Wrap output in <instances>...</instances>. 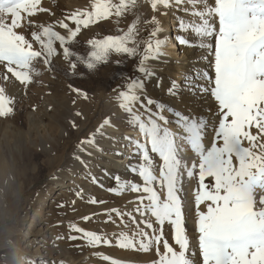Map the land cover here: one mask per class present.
Returning <instances> with one entry per match:
<instances>
[{
  "label": "snow or ice",
  "instance_id": "obj_1",
  "mask_svg": "<svg viewBox=\"0 0 264 264\" xmlns=\"http://www.w3.org/2000/svg\"><path fill=\"white\" fill-rule=\"evenodd\" d=\"M144 2L153 13L180 14L178 29L194 36L211 57V72L185 74L182 82L171 81L167 94L175 99L188 91L212 103L206 118L200 112L184 113L157 104L147 94V85L156 75L153 62L163 55L166 44L160 38L163 29L155 15L147 21L153 28L146 37L140 36L137 18L122 35L90 41V56L82 61L89 70L110 62L113 54L135 62V75L122 77L124 83L113 89L118 108L139 136L125 139L132 147L131 158L138 161L130 171L141 181L113 177L111 191L126 189L138 194L134 212L139 218L127 214L137 230L131 238L121 233L118 247L144 253L155 249L153 264H264V195L259 200L256 197L258 190L264 191V0ZM137 7L138 0H95L92 11L72 14L75 27L58 21L64 30L61 34L55 25L40 30L34 24L39 12L48 11L41 0H0V72L5 73L0 80L14 78L21 86L30 85L33 76L39 75L33 71L35 64L50 65L57 49L75 70L73 45L81 26L88 28L93 22L121 17ZM178 43L193 46L185 36ZM73 91L79 94V90ZM14 103L0 86V117L14 115ZM72 126L77 127L75 123ZM110 126V119L104 120L94 136H103ZM87 143L95 144V138ZM76 159L86 165L80 156ZM185 177L197 182V248H192L188 237L178 194ZM117 215L123 219L125 213ZM165 225L174 246L165 238ZM70 230L90 246L110 244L105 237L76 225Z\"/></svg>",
  "mask_w": 264,
  "mask_h": 264
},
{
  "label": "rangeland",
  "instance_id": "obj_2",
  "mask_svg": "<svg viewBox=\"0 0 264 264\" xmlns=\"http://www.w3.org/2000/svg\"><path fill=\"white\" fill-rule=\"evenodd\" d=\"M94 2L95 0H41V6L48 11L39 12L34 24L40 30L44 26L55 25V30L64 34V30L58 27V21L63 20L70 27H75L72 14L92 11ZM153 15L160 21L162 29L172 17L170 12L153 13L148 3L138 0L137 9L121 17L112 16L93 22L88 28L81 26L73 45V62L77 63L75 70L58 54L60 50L57 49L50 65L42 62L35 64L33 71L39 75L33 76V83L30 85L21 86L14 78L7 82L0 80V86L5 87L6 95L15 102L14 115L0 117V264H112L113 260L116 264H153L157 259L155 249L144 253L118 247L121 233L131 238L137 230V224L127 214L131 213L139 218V214L134 212L138 194L126 189L111 191L115 187L113 177L117 174L105 162L106 158L117 157L115 150L118 144H115L123 138V130L131 129L125 114L117 106L113 89L124 83L122 77L135 75V62L113 54L109 58L110 62L102 63L95 71L89 70L86 63L82 62L90 56V41L122 35L137 18L140 36H148L153 25L147 21ZM179 19L180 14L176 13L175 27ZM177 31L181 32L178 27L176 33ZM187 34L189 33H178V38L185 35L191 39L193 48H198L208 56V50L200 48L197 44L199 41ZM34 47L39 50L38 43ZM117 61L121 63L117 64ZM155 62L153 67L156 66V72ZM4 74L0 72V76ZM171 77L167 70L161 74L156 72L154 79L147 85V93L149 89L153 93H159L160 88H167L172 81ZM73 89L79 90V94ZM162 99L155 102L164 103L165 107L174 105L172 97L167 95L166 99ZM78 112L79 116L76 115ZM107 118H110L111 124L120 128L119 139H108L107 144L95 148L100 154L90 152L92 156L88 155L87 141L98 135L94 136ZM172 119L175 120V117ZM73 123L77 127H73ZM76 156H80L86 165L81 164ZM134 163H130L126 174L122 175L123 178L121 175L120 177L122 180L140 183L139 178L130 171L137 167L138 161L134 160ZM155 187L161 193L159 185ZM196 187L195 180L189 181L185 177L178 193L192 248L198 247L194 204ZM261 195H264V191L258 190L257 200ZM93 200L98 203H92ZM38 211L39 217L36 220L39 223L31 232L36 236H28L35 240L30 242L21 234ZM117 212L125 213L123 219ZM71 225L97 233L109 240L110 244L90 246L79 238L80 234L70 230ZM139 227L142 228L143 224ZM164 234L174 246L167 225ZM71 236L78 238L71 239ZM26 246L30 247L28 249L31 253L28 254L32 257L22 255L21 249Z\"/></svg>",
  "mask_w": 264,
  "mask_h": 264
},
{
  "label": "bare ground",
  "instance_id": "obj_3",
  "mask_svg": "<svg viewBox=\"0 0 264 264\" xmlns=\"http://www.w3.org/2000/svg\"><path fill=\"white\" fill-rule=\"evenodd\" d=\"M170 14L172 15V17L169 18L171 20H169L168 25L166 27H164L163 31L160 34V38L164 39L166 41V44L162 48L163 55L160 57V59L158 61L155 62V64L157 65L156 72L158 74H161V73H163L164 70H167V72L172 76L171 80L172 81L175 80L178 83L183 81V78H184L185 74L192 73L194 71L195 72H201V71H204V70H207V71L211 72V69L208 67V60H210L211 57L208 58V56L204 55L203 52L198 50V48H196V47L193 48V46H190L191 48H188L186 46L185 47L180 46V44L178 43V39H179L178 38V36H179L178 33H181V32L177 31V33H176V28L177 27H175V22H174L175 14L173 12H170ZM188 35L189 34H187V36ZM192 41H194V40L192 39ZM197 44H199V42ZM205 57H207V59H205ZM169 68H172V69H169ZM193 68H194V70H193ZM191 79H192V77L189 76V80H191ZM200 82L203 83V81H200ZM166 87L167 88H160L159 89V91H160L159 93H153L149 89L148 90L149 92L147 94L150 97H152L154 99V101L159 100V98L160 99H162V98L166 99L167 95H168L167 94L168 86H166ZM165 96H166V98H165ZM168 97H169V95H168ZM173 101H175L174 105L171 104V103H169V104H171V106H173L177 110H180V111H182L184 113H188L189 111L200 112V113H203L206 118L210 117L209 108L211 107V103L212 102L210 100H207V99L203 98L202 96L193 95V94L189 93L188 91H184L181 96L175 98ZM166 115H170V113H166ZM119 132H120V128L118 126L116 127L114 124H111L110 127H107L104 130V135L103 136H100L98 134L96 137H94L96 143L93 144V145H88L87 146L88 151L92 152L94 154L95 153L96 154H100V152L98 153V150L96 152L95 148L98 149V147L102 146V144H107L108 139L117 138L118 135L121 133V132L120 133ZM122 135H123V138L121 139V141L115 144V145L118 144L117 147H116V150H115L117 157L106 158V160H105V162H108L109 166L111 168H113V171H115V173L117 175H119V176L120 175L121 176L125 175L126 172H127L126 170H128V168H129L128 165L130 163H132V162L134 163V160H135V159L131 158L132 147L129 144V141L127 139H125V137H129L130 136V137H133V138H139L138 133L136 131H133L132 128L123 130ZM117 139H119V138H117ZM117 139H115V140H117ZM85 153H87V151H85ZM82 156H84V155H82ZM94 157H96V156H94ZM105 164L106 163H104V165ZM100 167H102V166H100ZM105 167H106V165H105ZM111 168H109V169H111ZM102 169H103V167H102ZM122 178H123V176H122ZM42 206L43 205H41V207ZM39 210H41V208H39ZM39 212L40 211L35 213L36 217L35 218L34 217L31 218L29 225L27 224L28 226L26 227L24 232L21 234L22 237H24L25 239L26 238L29 239L30 242L35 240L32 237H28V236H33V237L36 236L33 233H31V232L33 231V229L39 223L38 219L36 220V218L39 217ZM38 242H40V241H38ZM28 248H30V247L29 246L22 247L21 253H22V255H25L26 257L28 256V258H29V257H32V256H29L28 253L30 252V249H28ZM32 252H34V251H32Z\"/></svg>",
  "mask_w": 264,
  "mask_h": 264
}]
</instances>
